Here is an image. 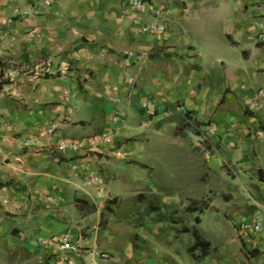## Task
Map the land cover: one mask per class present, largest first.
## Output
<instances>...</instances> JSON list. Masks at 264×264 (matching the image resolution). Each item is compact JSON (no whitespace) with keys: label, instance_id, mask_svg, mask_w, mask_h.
<instances>
[{"label":"crops","instance_id":"0c3cea01","mask_svg":"<svg viewBox=\"0 0 264 264\" xmlns=\"http://www.w3.org/2000/svg\"><path fill=\"white\" fill-rule=\"evenodd\" d=\"M132 1L0 0V264H264V0Z\"/></svg>","mask_w":264,"mask_h":264},{"label":"built area","instance_id":"2783aa9c","mask_svg":"<svg viewBox=\"0 0 264 264\" xmlns=\"http://www.w3.org/2000/svg\"><path fill=\"white\" fill-rule=\"evenodd\" d=\"M55 0H40V4L43 7H49ZM133 6L135 8L141 9L142 2L141 0H133ZM14 11H17L14 8ZM144 29H163L159 26L150 25V27L144 26ZM257 38L261 41H264V31H259ZM11 66L14 68L12 75H18L19 73H36L47 71L49 66V60L46 58L39 59L33 63H12ZM2 70H0L1 72ZM0 73V77H1ZM264 98V97H263ZM64 102L70 107L68 91L64 93ZM117 117L115 116L114 119ZM62 118L55 117L53 118L48 125L43 127L37 132V135L33 139L44 138L49 139L59 128L62 123ZM210 130V129H209ZM212 132V130H210ZM111 134L109 131H106L102 135H90L78 139H63L57 143V150L62 151L65 149H70L72 151L85 150L90 152H96L101 147V145L110 142ZM99 177L91 175L87 178V184H97L99 183ZM262 226V216L260 213H256L251 222H241L238 226V232L240 236H246L251 231H259ZM44 244L53 245L60 253V259L62 264H82L78 261L82 253L86 252L84 248L78 245V242L73 240L69 233H63L62 235L56 237L55 239L47 240L42 239ZM99 257L107 258L108 253L106 251H97L95 252Z\"/></svg>","mask_w":264,"mask_h":264},{"label":"trees","instance_id":"16d2710c","mask_svg":"<svg viewBox=\"0 0 264 264\" xmlns=\"http://www.w3.org/2000/svg\"><path fill=\"white\" fill-rule=\"evenodd\" d=\"M8 82H10V79L8 78V77H3V76H1L0 77V88H1V86L3 85V84H5V83H8ZM78 205L81 203V202H83V199H76V201H75ZM194 203L192 202V203H190L185 209L188 211V210H196L197 208H199L200 210H202L203 208H205V206H206V203L204 202V201H202V202H200V207H197V206H192ZM193 233H194V235H195V238H196V241H195V243L191 246V249L193 248V249H196V248H198V246L201 244V242H202V240H201V237L198 235V233L195 231V230H193ZM206 251H204V253H205ZM252 252H253V250L252 251H247V254L250 256L251 254H252Z\"/></svg>","mask_w":264,"mask_h":264},{"label":"rangeland","instance_id":"374dc122","mask_svg":"<svg viewBox=\"0 0 264 264\" xmlns=\"http://www.w3.org/2000/svg\"><path fill=\"white\" fill-rule=\"evenodd\" d=\"M189 185H190V184H189ZM189 185H188V186H189Z\"/></svg>","mask_w":264,"mask_h":264}]
</instances>
